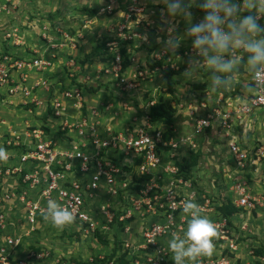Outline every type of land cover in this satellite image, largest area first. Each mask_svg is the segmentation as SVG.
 <instances>
[{"label":"built area","instance_id":"obj_1","mask_svg":"<svg viewBox=\"0 0 264 264\" xmlns=\"http://www.w3.org/2000/svg\"><path fill=\"white\" fill-rule=\"evenodd\" d=\"M145 9L142 0H105L97 12L111 15L118 10L123 15V21L115 29V39L106 43L111 58L98 70L116 80L121 91L136 88L152 73L150 67L140 64L128 53L129 63L124 68L120 52L124 48L122 41L141 40L137 27L141 25ZM45 23L41 38L52 50L50 54L38 52L20 57L0 51V149L7 153V159L0 160V264H41L50 256L43 248L38 252L33 249L23 254L16 252L23 237L43 226L44 220L39 216L48 200H55L70 210L74 223L85 233H93L98 227L108 230V222L114 216L126 222L123 233L130 237L125 239L124 247L131 248V253L141 254L133 264H172L168 240L173 233L182 236L186 219L181 206L186 199L194 197L201 215L216 229L212 241L222 249L236 250L238 236L233 233L232 222L221 215L213 216L218 205L213 206L211 198L204 196L193 176H183L177 162L198 151L197 137L206 129L217 128L231 154L233 173L238 175L232 186L235 206L253 209L262 205L264 197L250 192L244 172L248 166L262 161L264 147L245 148L233 134L255 110L264 109V69L255 78L251 75L254 86L241 102L233 104L230 98H220L214 106H208L203 100L197 101V110H189L190 135L178 136L169 126L171 135L166 136L167 128L155 126L147 112L141 124L133 123L116 130L101 124V111L108 110L109 104L87 109L84 88L67 85L74 76L73 70L78 68L71 51L78 48L90 20H85L74 32L57 21ZM17 33L12 29L4 36L12 39L13 44H20ZM58 52H67L63 65L68 69L65 72L68 82L63 84V89L59 79L47 75L53 72ZM166 53L159 49L152 58L161 60ZM188 53L192 54L191 48L183 52ZM167 66L179 70L174 62ZM97 77L101 76L97 74ZM123 105L128 108V104ZM6 109L24 113L23 124L17 120L19 117H4ZM53 120L56 124L51 131L48 122ZM9 203L21 205L29 225L23 237L3 233L16 214L13 212L16 206L9 208ZM111 206L120 208L121 213H113ZM210 212L213 214L207 215ZM100 218L107 223L101 224ZM46 264H60V261L51 260ZM62 264L79 263L64 261ZM195 264L229 262L223 257H214V260L197 258Z\"/></svg>","mask_w":264,"mask_h":264},{"label":"rangeland","instance_id":"obj_2","mask_svg":"<svg viewBox=\"0 0 264 264\" xmlns=\"http://www.w3.org/2000/svg\"><path fill=\"white\" fill-rule=\"evenodd\" d=\"M1 1L2 0H0V3H2ZM21 1L23 2L19 3V0H15L14 2H18L17 11H22L25 17L22 18V16H20L19 18V16L17 15L18 19L16 18L15 22L18 21V24L28 25L29 28L26 29L28 30V35L31 37V41L40 46H44V41L42 38H40L41 35L39 36L37 33L39 31V28L41 30L44 24L47 25V23L45 22H60L64 27H67L69 30L74 32V27L72 28L71 25L77 26L79 23L82 24V15L86 14L85 16H87V19L85 20H90L91 23L89 25H91L93 28L92 31H90L89 35L79 42V46L77 48L78 51L76 52V56L74 55L75 59L79 62H81V60H90V58L94 59V57H92L93 51L95 50V48L99 47L101 42H105L106 45L107 42L115 39V37H112V35H102V33L100 32L103 31L101 30L99 31V33H97V30H99V23L96 19H99V17L95 16L101 15H97V13L89 11V9H93V6H87L88 4L79 2L74 12L72 13L70 8H67V6H65L64 4V1L62 0ZM13 5H15V3L11 4V6ZM97 5L98 4H96L95 6ZM106 15L104 16L105 19H107L106 17H108ZM261 23H264V21H261ZM0 24H2V20H0ZM93 29H95V31H93ZM34 45L35 44H30V46L28 47V52L38 54V51H34L36 49V46ZM108 51L110 54H112L110 50ZM43 53H45V51H43ZM64 59L66 60V57ZM88 68L90 70H94L95 73H91L92 75L89 73L90 77L88 75H83L84 79L90 78L93 84L86 89L84 88L85 91L87 90L86 92L91 95H96L99 90L104 88L107 89V85L101 83L102 81H99L100 78L97 77V74L103 75L104 73H101V71H99L98 73L97 67L95 68L92 65H90ZM160 80L161 79L159 77L152 76V78H146L145 80L141 81L136 88H133L138 95H136V93H133V96H129V98L127 99L129 103L126 110L134 112L129 124L134 123V125H137V122L138 124L142 123L144 112H147L149 102L151 101L148 100L150 97L157 100L160 96L161 98L163 96L167 99V101L171 102L173 100L171 96L172 94H169L167 92V86L165 85L164 81L161 84ZM180 84L183 85L184 83H182L181 81L176 82L174 85V89ZM102 85H104L105 87L102 88ZM192 85L194 86L195 84ZM194 88L196 97L199 95L204 96L203 91H201L200 87L196 86ZM230 91L232 90L230 89ZM235 92L241 93L238 90H236ZM162 93L167 94L163 95ZM86 104V108H89L90 106H87ZM10 112H12L11 115ZM255 113V116H250L247 122L241 125L242 127L238 129L237 134L238 141L241 142V145L247 144L249 147H253L252 150L258 148L259 146L264 147V109H258L255 111ZM126 115L127 114H124V116ZM134 115L136 117L138 115V121H133ZM3 116L6 118L11 116L19 117V119H14L20 120V122H22L21 118L24 116V113L21 114V112H19L18 110L15 112L13 111V109H6L5 113L3 112ZM124 116L122 117L123 119H125ZM17 124H19V122H17ZM129 124H124V128ZM113 125L117 127L116 124ZM203 142L204 145H202L201 147L202 153H200L199 161L196 163L195 168L193 169L195 182L198 188L205 197L211 198L210 200H212L213 206L215 204H221L228 199L233 200V191L231 190L238 175L233 173V164H231V162L229 161L231 154L228 151V148H226L223 142L217 141L214 135H211L210 133H208V135L203 138ZM257 167V172L255 170L253 171L256 172V174H253L250 179L246 172H244V176L248 179L249 183H252V187L254 183H256L261 185L262 189L264 190V159H262V162ZM255 195L264 197V193ZM18 206H20L19 203ZM242 209L244 212H246L247 215V217L245 218V220L247 221V226L245 228L242 227V229L240 228V226H237L236 229H234L233 227V233L238 236L237 241H239V243L245 241L247 245L243 249V257H238L237 263L235 264H243L246 262H249L250 264H264V251L261 256L256 255L255 252V250L257 249L264 248V201L262 202V205H257L253 209ZM18 211L19 215L16 216L14 220L15 222H17L16 224L18 226L20 225V227L18 228V233L14 236L23 237L24 233L29 229V225L25 223L24 215L20 207ZM212 214L213 212H210L207 215L211 216ZM213 216H219V212L215 210ZM37 229L38 230H36L35 232H30L27 237H23L21 242H23L25 245H29L31 241H38L35 245L42 247L44 249V252L48 253V255L44 254V256L50 255L49 257L41 261L45 263L51 260L55 262L56 259H59L60 264H62L64 262L63 259L68 257L74 258L78 262H90V258L95 255H99L100 257L107 255L106 252L109 251L111 246H105L102 242L96 241L93 234L91 233L82 232L79 226L74 223V221L71 224L65 225L63 228L54 227L48 221L45 226ZM124 237L129 238V234H125ZM213 247L214 250L210 255L199 257V259L202 260L204 258L206 260H214V257H216L217 259L219 257H223L226 261L229 260L222 254V252L226 251L225 249H222V247L218 244H214Z\"/></svg>","mask_w":264,"mask_h":264},{"label":"crops","instance_id":"obj_3","mask_svg":"<svg viewBox=\"0 0 264 264\" xmlns=\"http://www.w3.org/2000/svg\"><path fill=\"white\" fill-rule=\"evenodd\" d=\"M14 1L15 0H2L1 1L2 3H0V17H1L0 20H2V24H0V50H6V52H8V53L13 54V55H17L20 57L29 56V55H33V53L28 52L29 51L28 47L30 46V44H32V45L35 44L34 46H36V49L34 51H38L39 53H43V51H45V54H47V55L50 54L51 50L48 49L45 42H44V46L43 45L40 46V45H37L36 43L31 41V37L28 35L29 33H28V30L26 29V28H29L28 25L18 24L17 23L18 21L15 22L17 15L19 16V18H20V16H22V18L25 16L23 15L22 11H17L18 2L16 3ZM25 1H30V0H25ZM25 1H24V3H25ZM44 1H47V0H44ZM62 1H64V4H65V6H67V8H70L72 13L74 12V10H75L77 4H79V2L84 3V4H88L87 6H89V5L93 6V8L94 7H96V8L100 7L105 2V0H62ZM20 2H23V1L19 0V3ZM184 2H185V5L188 6V10L192 13L191 23L194 24V23L199 22L204 15V12L197 6V4L199 3V0H196L195 4L191 3V0H184ZM13 3H15V5L11 6V4H13ZM142 3L145 4L146 9H145L143 17L140 21L141 25L139 27H137L139 30V34L141 35V40H132V41H127V42L122 41L121 43L124 45V48L128 52V54H132L135 57V59L140 62V64L144 63L146 66L151 68L152 73H151V76L149 78H152V76H154V77L157 76L161 79L160 80L161 84L164 81L162 78V74H161V68L166 67L171 62H174L175 64H177V66H179V70L177 71V74L175 75V81L176 82L181 81L184 84L183 85L180 84V85H178V87H176L174 89V91L172 92V95H171L173 100L170 102L175 107V113L173 114V123L171 125V129L176 131L178 136H184V135H190L191 134V131H192L191 123H192V121H191V115H190L189 110L191 108H194L195 111L197 110L195 107L197 101L203 100L204 102L207 103L208 106H214L218 99L221 98V100H224V99L230 98V99H232L233 104H235L237 102L243 101V99L248 94L251 93L252 89L249 91L247 88L242 87V85H247L249 83V81H251V75L243 69H241V71H239L235 74V77L239 82L231 88L232 91H230V89L226 90L227 94H224L222 91H220V89H218L216 91H213L211 89L209 76L206 72H203V71L198 72L195 79L186 80L183 77V72L187 68L188 60H189V57L191 56V54H189V53L186 55L183 54V52L185 50H189V48H191V39L184 36V32L186 31V28L188 27V23L185 21V19L182 16H175V17L167 16L166 12L164 11L165 10V4L163 3V0H142ZM96 4H98V5L95 6ZM6 7H7V9H6ZM21 12H22V14H21ZM85 15L86 14L82 15V17H83L82 22H84L85 19H87L86 18L87 16H85ZM97 15H99V14H97ZM104 16L105 15L95 16V17H99V19H96L99 23V26H98L99 30H97L98 31L97 33H99V31L101 30V31H103V32H100V33H102V35H112V37H113L117 25L123 21V17H122L123 15L120 11L117 10L116 12H114L111 15H106V16H108V17H106L107 19H105ZM147 22H148V24H146ZM90 23H91V21H90ZM80 24L81 23H79L77 26H79ZM71 26H72V28L74 27L73 29L78 28L77 26H73V25H71ZM92 28L93 27L91 25H89V28H87L84 32V38L83 39H85L89 35L90 31H92ZM12 29H16V31L18 32L17 34L19 35V37L21 39L20 44H13L12 39L6 38L4 36L6 31L12 30ZM93 31H95V29H93ZM41 33H42V31L39 28V31L37 34L40 36ZM169 36L179 40V47L177 49H175L174 51L165 50L167 53H166L165 57H163L161 59L162 64L159 65L158 61H160V60L154 61L152 56L155 52L159 51V49L163 48L162 41L168 39ZM137 43H139V44H137ZM77 51L78 50L76 49V50L71 51V52H73V55L76 56ZM66 53H64V52H58L57 53V57L54 60V66L55 67H53V72L51 73V76L59 79V83L62 85L63 84L65 85L68 82L67 78L65 76L66 71H65L64 66H63V62L65 61L64 58L66 56ZM102 64H104V63H101L97 59H92V58H90V60L89 59L84 60V61L81 60V63H78V65H77L78 68L73 70V74L77 75L78 81H82V83L85 84V86L83 88L86 89L90 85H93L90 78L84 79V76H83V75H88L90 77V74L94 72V70H90L88 67L90 65H92L95 68L97 67V71H98L99 68L102 67ZM100 76L101 77H99L100 78L99 81H102L101 83H104L105 85H107V89L104 88L105 87L104 85H102V88H104V89L99 90L96 95H91V94L86 92L87 90L85 91V89H84V96H85V99L87 102L86 105L87 106L89 105L90 107H93V106L100 107V105H102V104H105V105L109 104L110 107L108 110L103 111L104 109H102V111H101L102 116H101L100 120H101L102 126L105 124H108L116 130H119L120 128H124V124L130 123V120H131L134 112L130 111V110H126L125 108H123L124 107L123 104L124 103L128 104L129 102L127 99L129 98V96H133L132 94L136 93V92L134 89H131L128 91L126 90L125 92L121 91V88L118 85L116 80L109 79V77L104 76V75H100ZM152 81H153V79H152ZM192 84H199L198 87H200L201 91H203L204 96L199 95L196 97V94L194 93L195 88ZM236 90L240 91L241 93L235 92ZM162 94L165 95L167 93H162ZM41 95H44V94H41ZM136 95H138V94L136 93ZM159 98H161V96ZM162 98L164 100H167L163 96H162ZM148 100L149 101L151 100L152 102L156 101L154 98L152 99L151 97ZM255 111L251 116H255V114H256ZM129 112H131V113H129ZM124 114H127V115L124 116ZM123 116L125 119L122 118ZM137 121H138V119H137ZM55 124H56L55 120L48 122V129L51 131L54 130ZM113 124H116L117 127L114 126ZM132 124H129V125H132ZM137 124H138V122H137ZM213 129H215V130L206 129L205 133H203L202 135L197 137V141H198L197 149L199 150V152L201 151L200 153H202L201 147H202V145H204L203 144L204 143L203 138L206 137L208 135V133H210L211 135H214V137L217 139V141L223 142L227 148L224 137L219 133L220 131L217 128H213ZM238 129L233 134L234 139L237 138ZM53 135L55 136L54 133H53ZM237 140H238V138H237ZM239 143L241 145L240 141H239ZM242 146H244L245 148H248V149L253 148V147H249L247 144H244ZM199 158H200V154H199ZM199 158H198V161H199ZM262 159H264V158H262ZM229 161L231 162V157L229 158ZM260 163L256 164L255 166H253V165L249 166L246 169V173L248 174L249 179L251 178V176L253 174L254 175L256 174V172L258 170L257 166ZM231 164H233V163L231 162ZM232 170L234 171L233 167H232ZM254 170L256 172H253ZM192 174H193V178H194L193 170H192ZM247 174H246V176H247ZM194 180H195V178H194ZM251 184L252 183H249V190L251 193H253V194H263L264 193V190L262 189L261 185L254 183V185L252 187ZM103 195H105V194H103ZM232 197H233V200L232 199H230V200L234 204L235 195L233 193H232ZM217 205H221V204H215V206H217ZM7 206L9 208L16 206L13 209V212H16L15 217L19 215L18 209H19V207L21 209V205L18 206V203H15V205L9 203V204H7ZM237 208L239 210L236 211L235 213H233V215L229 218V220L234 225V229H236L237 226H240V228L242 229V226H244L243 228H245L247 226V221L245 220L247 215H246V212H244L242 208H240V207H237ZM15 217L10 218L11 221H9L6 224V226H5L6 228L4 229L3 233L9 232V234H11L12 236H14L15 234L18 233V228L20 227V225L18 226L16 224L17 222H15V220H14ZM24 219H25V217H24ZM47 222L48 221L44 220L42 222V225L45 226V224ZM25 223L27 224L26 219H25ZM43 226L40 225L37 228H40ZM91 234H93V233H91ZM242 236H244V235H242ZM123 238H124V236H123ZM94 239L96 241H98L97 238H95V236H94ZM212 243H213V245L215 244L213 241H212ZM244 243H245V241L244 242L242 241L240 243H239V241H237V249L236 250H234V251L226 250V251L222 252L223 256L225 258L229 259L228 262H230V264L237 263L238 257H243V249L247 245V243H245V244ZM28 249H30L29 245H25L22 242L18 246V249L16 250V252L23 254V253H26V251ZM213 250H214V247H213ZM63 260L64 261H72L70 257L65 258ZM41 264H46V263L41 262Z\"/></svg>","mask_w":264,"mask_h":264},{"label":"clouds","instance_id":"obj_4","mask_svg":"<svg viewBox=\"0 0 264 264\" xmlns=\"http://www.w3.org/2000/svg\"><path fill=\"white\" fill-rule=\"evenodd\" d=\"M163 3L167 16H182L188 23L184 36L191 39L192 54L183 72L186 80L195 79L203 71L208 74L213 91L228 90L239 82L235 74L241 69L254 78L264 69V23H261L264 0H199L197 6L204 15L194 24L184 0H163ZM162 45L165 50L174 51L179 40L169 36ZM253 86L252 81L242 85L249 91ZM6 159L7 153L0 149V160ZM181 212L186 224L182 236L173 233L168 240L170 259L172 264H195L197 258L212 253L216 229L201 215L194 197L183 202ZM42 215L57 228L74 220L73 213L55 200L47 201Z\"/></svg>","mask_w":264,"mask_h":264},{"label":"trees","instance_id":"obj_5","mask_svg":"<svg viewBox=\"0 0 264 264\" xmlns=\"http://www.w3.org/2000/svg\"><path fill=\"white\" fill-rule=\"evenodd\" d=\"M98 9L99 7L97 8L94 7L93 9H89V11L97 13ZM0 51L2 53L6 52V50H0ZM120 52L123 56L122 65L124 68H126L129 63L127 60L128 52L123 47L120 49ZM71 57L74 58L75 63L77 65L78 63H81L75 59L73 54L71 55ZM92 57H94V59H97L101 63H107L110 60L111 54L109 53L105 45V42H101L99 47L95 48ZM158 64L161 65L162 60L158 61ZM64 69L65 71H68L66 66H64ZM177 71L178 70L171 69L169 66L161 68L162 78L164 80L165 85L167 86V92L169 94H172V92L174 91V85L176 83L175 75L177 74ZM47 75L51 76V73H47ZM70 81L71 82L67 84L68 86H72V85H76L79 87L85 86V84L77 80V75H74ZM198 85L199 84H195L194 87L195 86L198 87ZM63 88L64 86L62 85L61 89ZM220 91H222L224 94H227L226 90L220 89ZM174 113H175V107L170 103V101L164 100L163 98L157 99L155 102H153V104L148 106V110H147L149 121H151L155 126L164 125L165 128H167L168 131H166L165 134L166 136L171 135V130L169 126H171L173 123ZM199 154H200L199 150L198 152L195 153L190 152L187 157H184L182 159V161L177 162V164L179 165L180 172H182L184 177L192 178L193 176L192 170L195 167L196 163L198 162ZM217 209L219 215L226 218H230L233 215V213L239 210L230 199L222 202L221 205L217 207ZM110 210L113 213H116V215L121 213L120 208L116 209L113 206H111ZM39 218L40 220H45L43 218V215L39 216ZM101 218L99 219L101 224L107 223L105 219H101ZM125 223L126 222L123 221L120 222L118 220V216H114L113 220L111 222H108V226H109L108 230H102L100 227L95 229V231L93 232L95 238H97V240L99 242H102L105 246L108 245L111 246L109 251L106 252L107 255L102 257H99V255H95L92 257V261L89 264H109L110 262H112V264H133L134 260L140 257L141 255L140 253H131L130 252L131 248L124 247L125 239H128L125 237L123 238L124 236L123 229ZM36 242L38 241L36 240H34L33 242L31 241V243L29 244V248L38 252L42 247L35 245ZM132 242H134V244L136 243L135 241ZM263 251L264 248L255 250L256 255L259 256L262 255ZM71 260L78 262L74 258H71ZM78 263L80 264L81 262ZM81 264H83V262Z\"/></svg>","mask_w":264,"mask_h":264}]
</instances>
